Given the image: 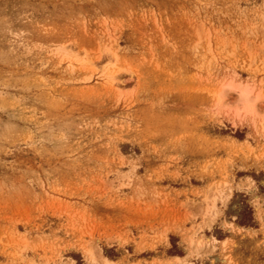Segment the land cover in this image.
Returning <instances> with one entry per match:
<instances>
[{
	"label": "rangeland",
	"instance_id": "374dc122",
	"mask_svg": "<svg viewBox=\"0 0 264 264\" xmlns=\"http://www.w3.org/2000/svg\"><path fill=\"white\" fill-rule=\"evenodd\" d=\"M194 260L264 264V0H0V264Z\"/></svg>",
	"mask_w": 264,
	"mask_h": 264
},
{
	"label": "crops",
	"instance_id": "0c3cea01",
	"mask_svg": "<svg viewBox=\"0 0 264 264\" xmlns=\"http://www.w3.org/2000/svg\"><path fill=\"white\" fill-rule=\"evenodd\" d=\"M239 192H241V191H239ZM213 227H216V228H219V225H218V223H215L214 225H213ZM243 229H244V227H243ZM248 229H255V228H248ZM205 235V237H208L206 234H204ZM230 239V233L228 232V231H223L222 230V237L219 239V240H216V242L217 243H220L221 241H227V240H229ZM167 241H169V236H167ZM176 243H179L178 241L176 242ZM168 247H170V244H169V242H168ZM178 248L180 249V250H182L181 248H180V246L178 245ZM165 251V250H164ZM171 257H177V258H183V256H181V255H179V256H171ZM195 262H192V264H200V262L199 261H197V260H194ZM205 264H206V262H205Z\"/></svg>",
	"mask_w": 264,
	"mask_h": 264
}]
</instances>
